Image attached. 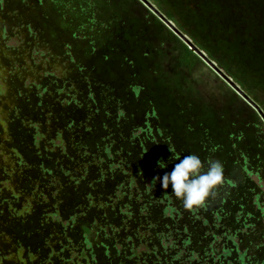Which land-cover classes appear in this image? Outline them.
<instances>
[{"label":"rangeland","instance_id":"374dc122","mask_svg":"<svg viewBox=\"0 0 264 264\" xmlns=\"http://www.w3.org/2000/svg\"><path fill=\"white\" fill-rule=\"evenodd\" d=\"M145 1L171 23L178 35L141 0H0L1 137L9 136L10 146L26 156L30 146L33 154L42 150L44 143L34 136H41L47 129L46 154L68 159L79 155L94 160L95 168H102L104 173L110 171L108 165L112 172L119 166L115 174L121 180L119 187L104 189L111 196V206H119L124 216L135 217L134 224H138L119 226L112 237L125 236L126 242L117 240L112 251L100 259L101 246L111 244L109 238L106 241L99 236L97 228V236L89 244L95 264H264V120L209 64L198 56L194 60L186 58L183 45L189 47L179 37L195 46L264 115V0H158L159 7L153 0ZM107 33L112 37L108 38L110 43L101 46L99 39ZM145 33L148 37L143 42ZM125 34L134 41L129 44L123 39ZM135 41L143 47L141 54L150 56L145 67L139 65L141 59L137 64L140 72L146 67L151 71L146 70V80L157 106H163L161 115L153 113L154 104L147 96L143 77L131 74L133 77H127L124 84L114 85L99 73L107 63L103 60L108 54L106 46L131 49ZM153 57L160 66L158 70ZM132 65H127L130 73L135 69ZM114 66L110 63L104 68L110 74ZM135 93L143 98L145 112L139 115L138 108L134 109L130 129L123 130L126 99ZM89 99L101 116L89 112L91 119L85 118ZM72 122L78 125V138L71 132ZM33 125L36 131H32L30 142L20 127ZM199 127L201 132L192 139ZM109 130L126 132L125 139L139 142V157L122 143L114 151L116 158L113 152L106 160L97 156L98 150L90 146L94 141L89 143L91 135L105 133V137ZM106 142L113 145L108 140L102 144L108 145ZM190 154L201 159L204 171L209 161H220L224 168V186L196 210L185 209L173 195L171 185L168 194L161 182L180 159ZM24 158L26 169L11 163L8 167L7 159H0L11 175L7 187L13 194L23 195L15 185L22 184L24 178L38 197L32 203L31 226L17 225L16 243H10L7 255L10 264H48L40 256L42 242L37 237L51 232L53 226L47 222L41 227L38 222L41 212L53 215V204L41 199L45 186L39 175L41 165L30 159L27 164ZM57 177L60 179V175ZM156 177L161 179L153 181ZM52 178L46 180L47 184ZM78 182L71 180L70 174L55 182L60 192L57 200L63 201L68 211L77 195ZM163 195L169 197L168 206ZM29 228L34 233L29 235L32 240L25 237ZM154 246L155 261L153 256L145 259V249L151 251Z\"/></svg>","mask_w":264,"mask_h":264},{"label":"trees","instance_id":"16d2710c","mask_svg":"<svg viewBox=\"0 0 264 264\" xmlns=\"http://www.w3.org/2000/svg\"><path fill=\"white\" fill-rule=\"evenodd\" d=\"M154 2H156L157 3V6L159 7V5H160V2L158 1V0H153ZM153 7V6H152ZM154 8V7H153ZM155 9V8H154ZM156 10V9H155ZM157 11V10H156ZM153 12V11H152ZM158 12V11H157ZM155 15V14H154ZM155 17L157 18V19H159L158 18V16L157 15H155ZM160 20V19H159ZM161 21V20H160ZM163 22V21H162ZM165 24V23H164ZM128 32V31H127ZM129 32H132V31H129ZM136 37V36H135ZM147 34L145 33V37H144V40H143V42H145V40L147 39ZM108 38H112L111 36H109L108 35V33L107 34H105V35H103V37H101L100 39H99V41H100V45L102 46V44H103V42H104V44H105V42H108V43H110V40L108 39ZM102 39V40H101ZM123 39H125L129 44L132 42L131 40H133L134 41V39L131 37H129L127 34H125L124 35V37H123ZM138 40V39H137ZM119 41H121V38H120V40ZM139 41V40H138ZM138 41H135L133 44L134 45H132V47H130L131 49H129V48H124V49H118L117 48V45L115 46H113L112 47V49H110V47L109 46H106L107 47V51H108V54H107V56L105 57V58H103V60L105 59L106 60V64L104 65V66H106V65H109L110 63L112 64V63H114L115 64V66L114 67H112L111 68V70L113 71L112 73H110L109 74V70L105 67L104 68V66L102 67V69H101V71H102V73L101 72H99L100 73V75H104V76H108L109 78V81H107L108 83L109 82H112V83H114V85L115 84H124L126 81H124V80H126L127 79V77H130V76H134V77H139V75L141 76V77H143V79H145L146 80V78H147V76H148V72H151L149 69H148V67H146V69H145V71L143 70V72H140L139 70H140V68H139V65H142V67H145L147 64H146V60L150 57L149 55H142L141 54V50H142V46H141V44H140V42L138 43ZM92 42V41H91ZM91 42H89V44L91 43ZM118 43V42H117ZM116 43V44H117ZM144 45H148V44H144ZM184 46V49H185V57L186 58H190V59H198V57H197V55H195L191 50H189L185 45H183ZM109 47V48H108ZM147 50V49H146ZM134 51V52H133ZM126 53V54H125ZM131 56V57H130ZM151 56H153V55H151ZM128 58L130 59V61L129 62H127L128 61ZM133 58V59H132ZM141 59V61H140V63H139V65L137 64V62L139 61ZM102 60V63L104 64V62L105 61H103ZM134 62L133 63V65H132V61ZM154 61L156 62V60H155V57H153V63H154ZM152 62V61H151ZM151 62H149V63H151ZM132 65L135 69H133V70H131V73H130V69H129V71H127V65ZM156 66H155V68H156V70H158V69H160V66H159V64L156 62V63H154ZM151 66V65H150ZM132 67V68H133ZM106 69H107V71H106ZM148 72H147V71ZM132 74V75H131ZM113 76H114V78H113ZM132 76V77H133ZM113 78V79H112ZM104 81L106 80V77H103L102 78ZM146 93L148 94L147 96H150L151 97V100H152V103L154 104V105H152V110H154V112L153 113H156V112H158V114L159 115H161V109L163 108V106H157V104H156V101L152 98V96H151V88H150V84H149V82L146 80ZM117 85V86H118ZM117 89H120V87H117ZM57 93V95H58V93L60 94L59 96H61V95H63L62 93H60L59 91L58 92H56ZM36 95H37V97H36ZM246 95V94H245ZM34 96L36 97V98H40L39 96H38V94L37 93H35L34 94ZM247 96V95H246ZM62 97V96H61ZM171 97V96H170ZM248 97V96H247ZM146 98H148V97H146ZM249 98V97H248ZM250 99V98H249ZM39 100V99H38ZM37 100V101H38ZM142 100H143V98H142ZM141 100V96L139 95L138 96V94H133V95H129L128 96V98L126 99V103H125V105H126V109H125V116L123 117L122 116V120L124 121V128H123V126H122V128H123V130H129L130 129V127H131V123L133 122V120H134V115H135V113H133L134 112V109H136V108H138V109H136V113L137 114H139V115H141V114H143L142 112L144 111L145 112V109L144 108H146L145 106H146V104L143 102ZM174 100V99H173ZM251 100V99H250ZM41 101V100H40ZM89 101H90V99H89ZM39 102V101H38ZM42 102V101H41ZM82 103H84L83 102V99H82V101H81ZM78 103V102H77ZM42 104V103H41ZM68 104V103H67ZM70 104V103H69ZM143 104V109H141V105ZM148 105V104H147ZM36 106H38V104L36 105ZM167 106V105H166ZM40 107V106H39ZM94 103L92 102V101H90V106H89V104H88V106L86 107L85 106V113H86V116H85V118H87L88 116H89V118L91 119V115H90V113L89 112H92V113H95L93 116L95 117V116H101V114H99V112L98 111H96V110H94ZM77 108H79V107H77ZM90 108V109H89ZM166 108V107H165ZM41 109V108H40ZM181 109V107L180 108H178V110H180ZM37 110V109H36ZM38 112H39V114L41 115V110H37ZM79 111V110H78ZM177 111V110H176ZM181 112V110L179 111V112H177L176 113V115H177V117L179 116L178 115V113H180ZM76 112L74 111V112H72V114L74 115ZM78 114L79 115H81L82 113L81 112H78ZM149 115H150V113H148ZM183 113H181V115H182ZM175 115V116H176ZM259 115V114H258ZM102 116H103V114H102ZM151 116V115H150ZM152 117H155V114H152ZM86 120V119H85ZM115 122H118L119 121V119H117V120H114ZM184 122L185 121H187V119H185V120H183ZM114 122V123H115ZM167 123H168V125L170 126V129H171V124H169V120H167ZM198 124H201V123H198ZM70 126H71V129H72V131H74V133H75V131H77V129H78V125L76 126V123L75 122H72V123H70L69 124ZM116 125H117V123H116ZM146 125H148L147 123H146ZM177 126V125H176ZM117 127V126H116ZM30 128H32V129H30ZM36 127H34V125L33 126H27V127H20V129H21V131L23 132V133H26L27 135L28 134H30V140H31V137H32V135H33V132H35L36 131V129H35ZM201 127H199V128H197V131L195 130V132L193 133V138L192 139H194V137L196 136L197 137V135H198V133H200L201 131H199V129H200ZM111 129H113L112 127H111ZM115 129V128H114ZM175 129V128H174ZM187 130V129H186ZM33 131V132H32ZM113 130H109V132H106L107 133V135L104 137V135H105V133L104 134H102L103 136H99V137H95V136H92L91 135V137H92V139H90V141H89V143L91 144V141H94L93 142V145H90V144H85V145H90L91 146V148H93V150L94 151H97L96 153L98 154L97 156H101V157H103V159L104 160H106V159H108L107 157L113 152V156L115 157L116 155H114V151H115V149H118L119 147H121L120 145H121V143H122V147L124 146V148L125 149H130V152L131 153H134V152H136V154H135V156L136 157H139L138 156V152L136 151V149H137V147H139V142H133V140H132V138H130L129 137V140H128V138H126L125 139V137H127V135H126V132H123V131H119V133H116V132H112ZM173 131V130H172ZM184 131V130H183ZM187 131H189V130H187ZM28 132V133H27ZM45 132L46 133H43V134H41V136H39V135H36V136H34V139L35 138H37L38 140H40L39 142H42V143H44L45 144V140H47V133H49V131L47 130V129H45ZM80 132L81 133H83L84 132V129H80ZM85 132H87V130H85ZM184 132H186V131H184ZM124 134V136H122L121 134ZM187 133V132H186ZM191 133V132H190ZM104 137V138H103ZM116 138V141L114 140ZM192 139H190V141L192 140ZM43 140V141H42ZM105 140H108L111 144H113V145H110L108 142H106V143H108V145H104V144H102V142L104 143V141ZM74 141H76V140H74ZM44 144L41 146V149L43 148L44 149ZM74 145H76V146H79L77 143H75ZM16 148V147H15ZM111 148V149H110ZM17 149V148H16ZM18 150V149H17ZM20 150V149H19ZM36 151V150H35ZM134 151V152H133ZM28 152V151H27ZM37 152V151H36ZM43 150H41L40 152H37V153H35V154H37V155H40V154H43ZM117 154V153H116ZM95 155V154H94ZM139 155H140V153H139ZM78 156V155H77ZM96 156V155H95ZM127 156V155H126ZM125 156V157H126ZM81 157V156H80ZM83 158V157H82ZM116 158V157H115ZM130 156H127L126 157V160H128L129 162H131L130 160ZM138 159V158H137ZM92 161H94V160H92ZM137 161H139V160H137ZM41 167V166H40ZM55 167V166H54ZM104 168V167H103ZM112 167L111 166H107V169L108 170H110L111 172L110 173H108V174H111V175H106L105 173H107V172H103L102 171V168H101V170L99 169V167L98 168H95V170H97V171H95L94 172V175H93V177L95 178V177H97V178H99V179H95L94 180V186L92 187V188H95L96 190H97V193H96V197L98 198V197H101L102 195H108L107 193H106V189H104V188H109L110 187V185L111 186H114V187H116V188H118L119 186H118V184H120V181L121 180H118L117 179V177H119L118 175H115V174H117V172L118 171H120V168H119V166H116L115 168H116V170H114L113 172H112V169H111ZM101 171V172H100ZM62 172H64L62 175L63 176H61V177H59V178H61V179H65L66 177H67V175L68 174H72V173H74V174H78L77 173V171H72V172H70V171H64V170H62ZM97 175H96V174ZM121 174V173H120ZM71 177H73V176H71ZM75 177V176H74ZM77 177V176H76ZM80 177V176H79ZM91 187V186H90ZM146 191H148V189H144V192L146 193ZM168 194H171V191H170V188L168 189ZM108 196H110V195H108ZM163 197H164V199L163 200H165L166 202H167V206L170 204V202H169V197H167L166 198V196L165 195H163ZM109 198H111V196L109 197ZM129 198L130 197H128L127 199H128V201H129ZM77 202H78V200H77ZM76 203V202H75ZM109 206V205H108ZM51 210H53L54 211V213H53V217H55L56 215H57V213L59 212L58 210H57V207H56V205L53 203V205H52V209ZM77 208L73 205L70 209H69V211H68V209L66 210V211H62V213H61V215L64 217V216H67V215H69L70 214V220H72V222L76 219V221H78V220H80V223H79V227H76V228H73L72 227V229L70 230V232L72 233L73 232V235H75L76 236V238L78 239L79 238V240H74V242H72L70 239H75L74 237L72 238V234L69 232V238H67V237H62V236H64L65 234H66V230H63V226L59 223V221H57V220H59L58 219V217L55 219V221H57V222H54V228H53V230L51 231V233L49 234V237H51V236H53L54 237V241H52V243L51 244H49L48 242H47V244H48V247H49V252L48 253H45V252H43V251H41V253H42V255H40V256H42L43 257V259H45L46 261V263H48V264H95V259L93 258V257H91V256H93L92 255V248H93V246L92 247H90L89 246V244H92L91 242H92V240L95 238V236L94 235H96L97 233H96V229L98 228L99 230H103V228H99V224L97 225L96 224V228L94 227L93 228V226H92V224H91V222H89V221H87L88 220V215H87V213L86 212H77ZM71 212H73V213H71ZM118 212V213H117ZM47 213V211L46 212H41V213H39V214H41L42 215V217H43V219H45V215H48V214H46ZM89 213V212H88ZM72 214V215H71ZM84 215V217H79V216H83ZM97 215H99V213H97ZM48 216H50V215H48ZM132 216V215H131ZM78 217V218H77ZM122 217H126V216H124L123 215V213H122V211L121 210H119V206H114V207H112V209H111V213H110V218H111V222L113 223V225H111V227H113V228H110L109 230H110V234H107V236H106V238H108V235H110L111 236V239H112V242L110 243L109 242V244H111V246H113V247H111V246H108L106 243V245L104 244V246H101L102 247V251L98 254V258L100 259V258H102V257H104V255H107L109 252H111L112 251V248H114V244H116V243H118V241L117 240H119L118 238L119 237H112V234H113V232H116V231H118V228H120L123 224H125L123 221V218ZM128 218V217H127ZM43 220L41 219L40 220V226H42V223H44V222H42ZM48 220H46V222H47ZM117 221H119V223L116 225V222ZM127 222H129L131 225L132 224H134V222H135V217H130L129 219H128V221ZM75 224V223H74ZM136 225L138 224V223H135ZM134 224V225H135ZM116 225V226H115ZM136 225L134 226V227H136ZM73 226H75V225H73ZM120 226V227H119ZM93 230V231H92ZM97 236V235H96ZM31 240H32V238H31ZM39 240H41V239H39ZM107 241V240H106ZM38 242V241H37ZM41 242H42V240H41ZM45 246H46V244H45ZM153 248V247H152ZM51 250V251H50ZM104 250H106V252H104ZM95 252H96V250H94ZM156 251H157V247L155 246V248H153V250H151V251H148V248H146L145 249V251H144V253H145V259H148V258H150L151 256H154L155 255V253H156ZM53 254H52V253ZM38 253V252H37ZM135 253L136 252H134L133 253V256H136L135 255ZM137 257H139L138 255H137ZM89 258H90V260H92V261H90L89 260Z\"/></svg>","mask_w":264,"mask_h":264},{"label":"flooded vegetation","instance_id":"af4514ba","mask_svg":"<svg viewBox=\"0 0 264 264\" xmlns=\"http://www.w3.org/2000/svg\"><path fill=\"white\" fill-rule=\"evenodd\" d=\"M58 95H60V94L58 93ZM51 128H53V126H51ZM71 132H72V129H71ZM78 133L79 132H77V131H75V133H74V136H76V138H78L77 137ZM47 134H49V133H47ZM27 138H28V140H30L29 139L30 134L27 135ZM31 141L32 140H30V142ZM9 142H11L10 137L8 136V139L6 137L2 138L1 133H0V159H2V158L7 159L8 167L10 165L9 163H11V164H14L17 166L22 165L25 168L24 161L22 160L24 157H27V159L24 158L26 160L27 164L29 163V159H30L31 163L40 164L41 167H39V171L41 174L39 173V175L41 177V181L45 183V186L43 187V191H42L43 195L38 194V196L41 197V195H42V198H41L42 202L47 201V202H50L51 204L54 203L57 206V210L59 211L55 217H53L52 215H50V216L45 215V219H43L42 215L39 214V215H41V217L39 218L38 225L40 224L41 219L43 220L42 222H44V223H42L41 227H44L46 225L45 223H47V222L48 223L50 222L51 225L53 226L54 222L59 221V223L63 226V230H66V234L64 236H62L63 238L64 237H67V238L70 237L69 232L72 229V227L73 228L79 227L80 220L76 221V219H75L72 222V220H70V217H69L70 214L67 216H64V217L61 215L62 211H66V209H65L66 207L64 206L65 203L63 204V201L57 200V196H58L57 193H60V192H58V190H57V189H59L57 187V183L55 184V182H57V180L61 179V178L58 179L57 176L58 175H60V177L63 176L62 174L64 172H62V170L70 171V172L77 171L78 174H74V173L71 174V176H73V177H71V180H74V179L79 180V182H78L79 186L77 188L78 191L76 192L77 195H74L75 200L73 202V205L78 209L77 212L82 211V212L87 213V215L89 216L87 221L91 222L93 228L96 226V224L97 225L99 224V228H103V230L102 231L99 230L98 233L100 234L99 236H103V238L106 240L107 234H110L109 229L113 228V227H111V225H113V223L111 222V218H110V213H111V209H112L111 208L112 206L110 204L111 199L109 198L108 195H102L101 197H98V198L96 197L97 190L95 188H92V187L94 186V183H95L94 180L95 179L97 180L99 178L93 177L94 172L97 171V170H95L96 166L94 164H92L93 161H90L88 158H82L79 155L78 156L77 155L72 156L70 159H68V158H65V157L59 156V155L53 156L51 152L49 154H46L48 151L47 147H45L44 149L42 148V150L44 151L43 154L37 155V154H33L34 150L30 146L27 148L29 153L27 152L26 156H23L19 153L20 150L16 151V148L14 149V147H11L10 146L11 143L9 144ZM7 146L10 148V150H7ZM31 152H32V154H31ZM8 167L5 168L0 164V181L2 180V182H0V264H10L12 262V261H10V259H8V255H7V253L9 252L8 246L11 245L10 243H16V239H17L16 227H17V225H18V227L22 226L24 224L26 225V227L31 226L30 218L32 216V213H31L32 203H33V200H37V198H38L36 196L35 192H32L33 188L31 186V184L24 178L22 179V184L18 183V185H15V187H18L23 192V195H21V194L20 195L19 194L14 195L13 194V191L11 189H9V187H7L8 183H9V179L11 178L10 177L11 175L7 173ZM28 168L29 167L27 166V169ZM110 172L111 171H109L105 174L109 176V175H111V174H108ZM56 173H58V174L53 176L54 178L50 177L51 174H56ZM39 175L37 173L38 177H39ZM49 178H52L53 180L47 184L46 180ZM49 180H51V179H49ZM61 180H65V179H61ZM80 181H82V184H79ZM10 182L14 183L13 180H11ZM53 191H54V193H52ZM31 196H33V198H31ZM77 200H78V202H77ZM97 213H99V215L96 216ZM57 217L59 220L55 221V219ZM79 217H84V215L79 216ZM122 218L124 220L123 221L124 223H126L128 221L127 217H122ZM46 220H48V221L46 222ZM73 225H75V226H73ZM53 228H54V226H53ZM25 232L28 233V234L25 233L26 238L31 239V237L29 235H31V234L34 235V233H32L33 231L31 230V228H29L28 230L25 229ZM50 233H51L50 230H47L46 233L44 232V236L37 237L38 239L42 240L41 250L45 253L49 252V250H48L49 247H48L47 242L49 244H51L52 241L55 240L53 236L49 237ZM71 234H72V238L73 237L75 238V239H70L72 242H74V240H79V238L77 239L76 236L73 235V232ZM108 238H109L110 243H111L112 242L111 236L108 235ZM118 239L121 242H126L125 236L121 235ZM45 244H46V246H45ZM100 250H101V248H100ZM96 253H98V252L96 251ZM153 258L155 261L156 258L154 256H153ZM28 263H31L30 256H28Z\"/></svg>","mask_w":264,"mask_h":264},{"label":"clouds","instance_id":"9594fccd","mask_svg":"<svg viewBox=\"0 0 264 264\" xmlns=\"http://www.w3.org/2000/svg\"><path fill=\"white\" fill-rule=\"evenodd\" d=\"M160 179L156 177L153 181ZM161 182L165 191L171 185L173 195L182 201L185 209L196 210L204 207L224 186V168L220 161H209L208 168L204 171L201 159L190 154L180 159L173 171L163 176Z\"/></svg>","mask_w":264,"mask_h":264},{"label":"water","instance_id":"95a60500","mask_svg":"<svg viewBox=\"0 0 264 264\" xmlns=\"http://www.w3.org/2000/svg\"><path fill=\"white\" fill-rule=\"evenodd\" d=\"M145 3V5L151 10L153 11V13L155 15L158 16V18L163 21V23H165V25L170 28V30L174 31L175 34H177V31L175 30V28L171 25V23L169 21H167L159 12H157L147 1L145 0H141ZM178 35V34H177ZM189 47V50H191L194 54H196L199 58H201L203 61H205L207 64H209L211 66V68H213L215 70V72H217L221 78H223L230 87H232L234 90H236L237 92H239L244 99H246V101L249 102V104L255 109V111L262 117V119L264 120V115L261 112V110L258 108V106L253 103L243 92H241L232 82L231 80H229L225 75H223L218 69H216L213 64L211 62H209L204 56L203 54L193 45H191V43L186 40L183 36H179Z\"/></svg>","mask_w":264,"mask_h":264}]
</instances>
